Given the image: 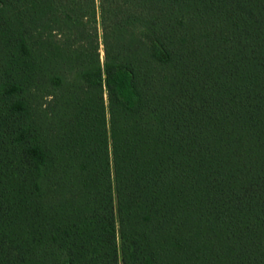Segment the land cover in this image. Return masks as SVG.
<instances>
[{
  "label": "trees",
  "instance_id": "1",
  "mask_svg": "<svg viewBox=\"0 0 264 264\" xmlns=\"http://www.w3.org/2000/svg\"><path fill=\"white\" fill-rule=\"evenodd\" d=\"M0 264H264V0H0Z\"/></svg>",
  "mask_w": 264,
  "mask_h": 264
},
{
  "label": "rangeland",
  "instance_id": "2",
  "mask_svg": "<svg viewBox=\"0 0 264 264\" xmlns=\"http://www.w3.org/2000/svg\"><path fill=\"white\" fill-rule=\"evenodd\" d=\"M98 28H99V25H98ZM100 29H99V48H98V52H99V56H100V60L103 59V45H102V38H101V35H100Z\"/></svg>",
  "mask_w": 264,
  "mask_h": 264
}]
</instances>
